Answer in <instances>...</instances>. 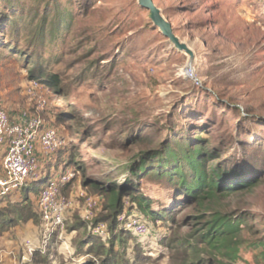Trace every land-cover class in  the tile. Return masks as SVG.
Listing matches in <instances>:
<instances>
[{"label": "rangeland", "instance_id": "374dc122", "mask_svg": "<svg viewBox=\"0 0 264 264\" xmlns=\"http://www.w3.org/2000/svg\"><path fill=\"white\" fill-rule=\"evenodd\" d=\"M153 3L193 50L191 73L182 72L187 56L137 0H0V109L11 118L38 115L54 126L64 148L42 174L48 176L62 155L61 172L72 174L59 187L70 202L63 225L46 233L35 204L45 177L37 171V179L43 178L29 200L37 218L0 234V248L12 252L0 256V264H101L106 249L109 258H121L117 264H135L137 250L128 234L121 235L119 248L108 242V233H95L105 246L98 254L86 251L90 220L104 214L101 196L86 181L109 187L130 178L152 197L154 209L171 206L176 203L171 188L132 176L128 167L140 152L181 134L218 146L212 162L253 179L217 208L245 221L238 263L264 264V0ZM32 54L39 57L41 79L29 73ZM50 77L55 80L47 81ZM86 197L95 205L85 224ZM125 201L121 215L132 216L137 209ZM175 207L172 221L150 224L147 237H138L140 264H178L167 241H159L177 236L193 241L197 210L183 202ZM204 255L199 249L198 257Z\"/></svg>", "mask_w": 264, "mask_h": 264}, {"label": "trees", "instance_id": "16d2710c", "mask_svg": "<svg viewBox=\"0 0 264 264\" xmlns=\"http://www.w3.org/2000/svg\"><path fill=\"white\" fill-rule=\"evenodd\" d=\"M42 39L43 36L40 34V37L33 40V43L38 45ZM38 60L39 57L32 54L30 65L33 67L29 73L33 77L41 79V63ZM53 80H55L53 77L47 79V81ZM200 139V135L189 138L186 134H181L176 135L173 142L169 140L160 141L156 148L140 152L128 167L132 176L145 177L171 188L174 194V202H176L171 206L154 209L152 197L139 191L130 178L127 184L116 185L111 183L109 187L94 180L86 181V186H90L101 196L104 213L99 214L93 221L90 220L91 228L99 223H104L106 226L105 234L110 235L107 239L108 242L117 244L119 248L125 240L122 238V234L124 236L128 234L132 237L137 250L133 259L135 264H140L139 259L140 257L143 258L144 252L142 245L137 240L139 236L127 229L125 222L119 219L124 210L126 199L135 207H129L132 212L137 209L133 216L146 222L148 227L156 222L169 223L170 220L172 221L176 209L175 205L178 202L189 203L194 206L197 210L194 219L197 220L196 224L199 228L191 234L192 236L190 235L193 241L188 237L180 236L174 239L158 240L160 244L167 241L165 245L170 250H174L176 259L179 261L178 264H239V253L243 244L242 223L245 221L238 217L234 218L233 215H226L217 207L225 198L247 188L253 179L251 176L240 174L224 167V165L212 162L211 160L216 157L213 149L218 146L210 147L206 143L202 144ZM41 179V177L37 179L36 176L30 180L33 183L27 181L20 189L16 190L21 193V201H17L18 203L15 205H9L14 203L12 202L0 206V234L6 227H12L16 223L36 220L37 213L40 216L36 199L42 182L46 178L40 181L41 186L37 190L35 199L37 213L32 209L29 200L31 192L35 191L36 182H38L36 180ZM167 226L170 229V225ZM88 234L84 241L85 245H89L86 251L98 254L96 250L104 248L105 245L102 239L100 237L98 239V236L90 229ZM198 246H202L199 249L205 252L203 257H198ZM108 251V249L105 250L106 257L101 261V264H117L121 258L119 260L109 258L107 256Z\"/></svg>", "mask_w": 264, "mask_h": 264}, {"label": "built area", "instance_id": "2783aa9c", "mask_svg": "<svg viewBox=\"0 0 264 264\" xmlns=\"http://www.w3.org/2000/svg\"><path fill=\"white\" fill-rule=\"evenodd\" d=\"M40 104L43 106L44 101ZM40 106V107H42ZM5 147L0 164V201L10 193L20 189L24 183L35 178L38 171V161L34 155L36 146L40 147L45 156H50L64 146L63 139L58 130L48 125L38 115L27 112L20 114V120L15 121L8 112L0 109V146ZM57 180L53 177L46 179L36 199L38 212L44 232L50 233L58 230L64 222L70 202L60 193V184L70 180L69 172H61ZM95 200L86 197L81 217L87 222L92 217ZM125 222V227L139 237H147L149 227L143 220L135 216L119 217ZM105 224L99 223L96 227L88 229L98 235H105ZM33 247L28 244L27 252L31 253Z\"/></svg>", "mask_w": 264, "mask_h": 264}, {"label": "water", "instance_id": "95a60500", "mask_svg": "<svg viewBox=\"0 0 264 264\" xmlns=\"http://www.w3.org/2000/svg\"><path fill=\"white\" fill-rule=\"evenodd\" d=\"M138 4L150 12V19L158 27L160 32L168 38L170 44L178 51L187 56V62L184 66L186 71H193L194 52L185 43L182 42L174 33L169 21L163 16L161 10L153 3V0H137ZM191 73V72H190Z\"/></svg>", "mask_w": 264, "mask_h": 264}, {"label": "crops", "instance_id": "0c3cea01", "mask_svg": "<svg viewBox=\"0 0 264 264\" xmlns=\"http://www.w3.org/2000/svg\"><path fill=\"white\" fill-rule=\"evenodd\" d=\"M12 119L15 120V121H19L20 120V113L17 114L14 118L12 117ZM63 148L64 147H62L60 150H62ZM60 150H58V151H60ZM4 151H5V147L3 145H1L0 146V164H1V159H2ZM57 152L55 154H51L50 156H45L41 152L40 147L38 145L36 146L34 155H35V157H36V159L38 161V172L39 173L41 172V175H43L42 174L43 169L45 170V169L49 168L50 161L53 162V160H51L52 159L51 156L55 157ZM61 159L62 160L59 162L57 167L55 169L50 170V172L48 173V176L45 175V173L43 172L44 173L43 177H45L47 179V178L53 177V175L57 176V174L62 171V165H64L63 164V161H64V156L63 155H62ZM44 167H46V168H44ZM43 177H41V178H43ZM8 196H10L8 200L5 199V201H4V199H3L2 201H0V206H4L7 203L21 201V197L19 196L17 191L10 193ZM0 254H1L0 256L2 257V255H4V256L11 255L12 252H11V249L9 247H5V249L0 248Z\"/></svg>", "mask_w": 264, "mask_h": 264}, {"label": "bare ground", "instance_id": "6f19581e", "mask_svg": "<svg viewBox=\"0 0 264 264\" xmlns=\"http://www.w3.org/2000/svg\"><path fill=\"white\" fill-rule=\"evenodd\" d=\"M191 69H192V68H191ZM191 69H190L189 71H186V68L184 67V68H183V70H182V72H184V73H187V74H188V73L192 72V70H191Z\"/></svg>", "mask_w": 264, "mask_h": 264}]
</instances>
